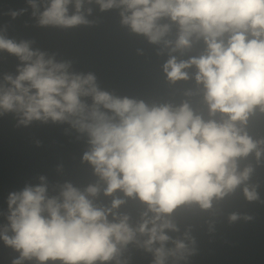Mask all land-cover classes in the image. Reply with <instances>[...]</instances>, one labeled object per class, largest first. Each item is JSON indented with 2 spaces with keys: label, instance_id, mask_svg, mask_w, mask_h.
<instances>
[{
  "label": "clouds",
  "instance_id": "1",
  "mask_svg": "<svg viewBox=\"0 0 264 264\" xmlns=\"http://www.w3.org/2000/svg\"><path fill=\"white\" fill-rule=\"evenodd\" d=\"M95 2L101 10L123 6L122 23L153 43L169 30V25L159 23L163 17L179 25L176 49L190 47L193 35L202 37L206 54L179 62L173 56L164 71L174 82L187 79L184 69L195 65V78L204 86L209 114L220 113L222 118L205 120L187 102L176 108L169 104L149 107L142 100L113 96L98 88L92 73H70L67 62L46 59L29 42L16 43L2 35L0 49L27 63L15 78L5 76L11 86L0 92V109L22 112L21 123L51 118L86 131L92 148L83 159L107 182L105 193L120 189L129 197H138L154 213L138 231L149 234L145 241L148 250L155 241L160 242L155 264H164L167 255L186 248L183 241H176L175 250L165 249L164 242L170 237L163 230H177L165 214L191 203L209 208L214 198L233 192L248 179L251 166L238 171L237 159L253 150L257 157L261 155L257 145L264 141H254L244 126L257 106L264 112V0ZM29 3L37 7L35 0ZM70 3L72 0H51L39 23L88 24L81 12L83 0H75L76 12L71 15ZM88 96L90 105L82 99ZM86 192L95 196L98 188L89 186ZM244 192L249 200L256 198L255 191L245 188ZM60 196L62 200L46 196L44 184L10 193L8 220L14 235L9 236L6 227L0 237L20 252L13 264L33 258L41 264L57 259L64 264L109 261L118 253V245L135 238L136 230L128 224L127 215L110 222L107 214L111 209L95 207L71 183L65 184ZM123 202L114 199L112 208ZM231 218L236 219L235 214Z\"/></svg>",
  "mask_w": 264,
  "mask_h": 264
},
{
  "label": "water",
  "instance_id": "2",
  "mask_svg": "<svg viewBox=\"0 0 264 264\" xmlns=\"http://www.w3.org/2000/svg\"><path fill=\"white\" fill-rule=\"evenodd\" d=\"M35 3L34 9L29 0H0V35L16 43L29 42V47L44 52L46 59L67 62L70 73H92L98 88L113 96L142 100L149 107L169 104L176 108L187 102L205 120L222 118L220 113L209 114L204 86L195 78L198 72L195 65L184 69L187 79L174 82L164 71V65L173 56L179 62L206 54L207 45L202 37L193 35L190 47L176 49L179 25L163 17L159 23L169 25L168 32L159 42H150L147 36L122 23L123 6L101 10L95 0H83L81 12L88 24L41 25L40 14L50 6L51 0H35ZM68 9L69 15L76 12L75 0ZM14 12L17 15L13 16ZM25 63L15 54L0 49V92L11 86L5 76L15 78ZM82 99L89 105L92 103L91 96ZM22 119L20 111L0 109V233L7 227V234L14 235L8 220L10 193L44 184L46 196L62 200L61 191L66 183H71L95 207L111 209L107 214L110 222H118L127 215L128 224L136 230L132 241L118 245L119 251L113 259L97 260L94 264H155V249L160 247V242L155 241L148 250L145 241L149 234L138 231L139 225L154 213L138 197H129L120 189L105 193L107 182L83 159L92 148L88 133L69 121L33 119L25 124L21 123ZM244 130L254 141H264V112L258 106ZM257 148L261 152L259 157L253 150L237 159L238 171L249 166L252 171L233 192L214 198L207 209L191 203L165 214L177 229L163 230L170 237L164 242L165 249L175 250L176 241H183L186 248L167 255L164 264H264V143H258ZM89 186L98 188L95 196L86 192ZM245 188L255 191L256 198L249 200ZM117 198L124 202L112 208V201ZM145 212L147 216L143 215ZM19 256L20 252L0 237V264H13ZM22 264L41 262L33 258L23 260ZM43 264L64 262L57 259Z\"/></svg>",
  "mask_w": 264,
  "mask_h": 264
}]
</instances>
